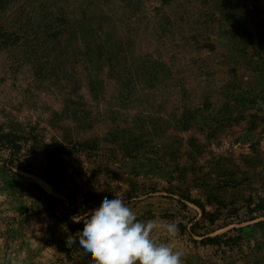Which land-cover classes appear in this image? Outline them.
Wrapping results in <instances>:
<instances>
[{
  "label": "rangeland",
  "instance_id": "1",
  "mask_svg": "<svg viewBox=\"0 0 264 264\" xmlns=\"http://www.w3.org/2000/svg\"><path fill=\"white\" fill-rule=\"evenodd\" d=\"M0 132V264H91L116 196L182 264H264V0H0Z\"/></svg>",
  "mask_w": 264,
  "mask_h": 264
},
{
  "label": "clouds",
  "instance_id": "2",
  "mask_svg": "<svg viewBox=\"0 0 264 264\" xmlns=\"http://www.w3.org/2000/svg\"><path fill=\"white\" fill-rule=\"evenodd\" d=\"M76 221H83V229L69 236L67 243L77 244L91 264H182L181 252L151 237L154 229L173 237L177 226L138 220L117 196Z\"/></svg>",
  "mask_w": 264,
  "mask_h": 264
},
{
  "label": "trees",
  "instance_id": "3",
  "mask_svg": "<svg viewBox=\"0 0 264 264\" xmlns=\"http://www.w3.org/2000/svg\"><path fill=\"white\" fill-rule=\"evenodd\" d=\"M13 138L16 136L13 133L10 132H0V143L4 145H9L12 143V148L15 149L18 146L16 145L17 142L14 141ZM66 153L65 148L62 144L55 142L52 145L46 146L44 149V154L47 159V167H46V177L47 179L51 182L54 183L57 179H59L63 172L64 168L61 164L57 162V157L62 154ZM264 221H258L256 222V225L262 224ZM70 223L76 224L74 220H71ZM241 229V228H240ZM228 233L212 236V237H206L204 238V242H213V243H224L226 244L228 240H224L222 242V239L227 236ZM237 238L236 236H228L226 239H235Z\"/></svg>",
  "mask_w": 264,
  "mask_h": 264
}]
</instances>
